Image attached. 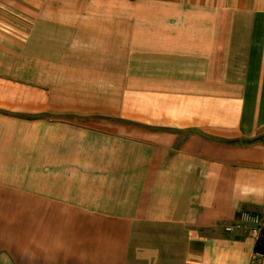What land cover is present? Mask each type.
<instances>
[{"label":"crops","instance_id":"1","mask_svg":"<svg viewBox=\"0 0 264 264\" xmlns=\"http://www.w3.org/2000/svg\"><path fill=\"white\" fill-rule=\"evenodd\" d=\"M243 211L264 0H0V264H264Z\"/></svg>","mask_w":264,"mask_h":264},{"label":"built area","instance_id":"2","mask_svg":"<svg viewBox=\"0 0 264 264\" xmlns=\"http://www.w3.org/2000/svg\"><path fill=\"white\" fill-rule=\"evenodd\" d=\"M263 225V215L257 213H251L249 211H243L239 214L238 219L234 223L225 224L224 230L226 232H249L258 239ZM257 256H253L256 259Z\"/></svg>","mask_w":264,"mask_h":264},{"label":"trees","instance_id":"3","mask_svg":"<svg viewBox=\"0 0 264 264\" xmlns=\"http://www.w3.org/2000/svg\"><path fill=\"white\" fill-rule=\"evenodd\" d=\"M255 251L257 252V254L259 253L260 255L264 256V230L262 232L261 238L257 239Z\"/></svg>","mask_w":264,"mask_h":264},{"label":"rangeland","instance_id":"4","mask_svg":"<svg viewBox=\"0 0 264 264\" xmlns=\"http://www.w3.org/2000/svg\"><path fill=\"white\" fill-rule=\"evenodd\" d=\"M263 230H264V215H263V225L261 227V232H260L259 238H261Z\"/></svg>","mask_w":264,"mask_h":264}]
</instances>
